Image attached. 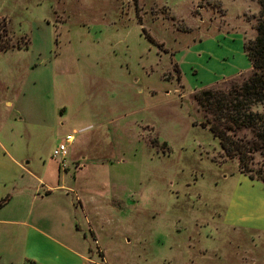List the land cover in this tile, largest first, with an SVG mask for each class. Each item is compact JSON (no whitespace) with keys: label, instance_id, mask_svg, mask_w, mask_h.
Here are the masks:
<instances>
[{"label":"rangeland","instance_id":"1","mask_svg":"<svg viewBox=\"0 0 264 264\" xmlns=\"http://www.w3.org/2000/svg\"><path fill=\"white\" fill-rule=\"evenodd\" d=\"M258 14L255 0H0V46L14 47L0 52V220H25L20 190L45 197L60 172L76 228L54 199L29 208L58 243L52 264H264V182L193 99L253 73ZM46 251L0 224V264Z\"/></svg>","mask_w":264,"mask_h":264},{"label":"trees","instance_id":"2","mask_svg":"<svg viewBox=\"0 0 264 264\" xmlns=\"http://www.w3.org/2000/svg\"><path fill=\"white\" fill-rule=\"evenodd\" d=\"M255 1L256 37L244 47L253 73L224 87L199 91L193 99L203 114L202 127L219 141L224 154L238 161L242 174L264 182V169L254 168L256 155L264 160V0ZM12 48L0 46V52Z\"/></svg>","mask_w":264,"mask_h":264},{"label":"crops","instance_id":"3","mask_svg":"<svg viewBox=\"0 0 264 264\" xmlns=\"http://www.w3.org/2000/svg\"><path fill=\"white\" fill-rule=\"evenodd\" d=\"M17 163L20 165V168H21L23 174H25V173L32 174L30 172V170L27 168V164L26 163H25L26 165L24 164V161H21V163L20 162H17ZM64 177L65 176L60 175V172H59V174H55L53 180L47 184L45 197L39 196L38 194L37 195H38V198L40 197V199H42L43 201H45V200L48 201L50 199H54L53 201L56 203H59L58 206L60 208H66L68 210L70 209V215L72 216L71 225L76 228V225L78 222L77 218H76V210L74 207L73 199L71 198V196L68 193V190L66 188V180ZM43 186H45V185H43ZM25 188H26V186L20 190V197L23 196L25 201L30 200V205L27 206V204L25 203L23 208L20 209V213L23 214L25 220H23L21 223L20 222L0 220V224H5V225L20 224V225L29 227L31 235L46 245V248H47V251L45 253V256L47 258V260L45 259L46 264H52L53 248L56 247L55 244H58V243L56 241L52 240L51 236L47 235V233H45V231H43V229L32 227L28 224L29 221L31 220V216L29 215V208L31 206L33 207L35 205V198L37 195H34V197H31L30 190L25 189ZM6 206H8V204H6L3 208H5ZM54 208H56V205L54 206ZM52 211H53V209L51 210V212ZM50 213L47 215L45 213H41V215L50 216ZM76 231H78V230L76 229ZM75 254L83 259L82 255H80L78 252H75ZM24 264H39V259H37L36 257H33V256H28L27 258L24 259Z\"/></svg>","mask_w":264,"mask_h":264},{"label":"built area","instance_id":"4","mask_svg":"<svg viewBox=\"0 0 264 264\" xmlns=\"http://www.w3.org/2000/svg\"><path fill=\"white\" fill-rule=\"evenodd\" d=\"M70 140L68 139L67 142H64L60 144L53 152V158L55 159H61L62 162L66 161L68 153H69V145H70Z\"/></svg>","mask_w":264,"mask_h":264}]
</instances>
